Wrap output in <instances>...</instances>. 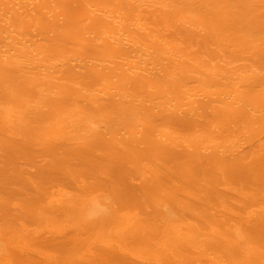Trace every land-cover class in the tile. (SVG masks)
<instances>
[{"label": "bare ground", "instance_id": "6f19581e", "mask_svg": "<svg viewBox=\"0 0 264 264\" xmlns=\"http://www.w3.org/2000/svg\"><path fill=\"white\" fill-rule=\"evenodd\" d=\"M253 1L0 0V264H264V78L165 34Z\"/></svg>", "mask_w": 264, "mask_h": 264}, {"label": "rangeland", "instance_id": "374dc122", "mask_svg": "<svg viewBox=\"0 0 264 264\" xmlns=\"http://www.w3.org/2000/svg\"><path fill=\"white\" fill-rule=\"evenodd\" d=\"M239 8L240 7H235L232 9V7H230V13H235ZM214 12V10L213 12L211 10H206L205 12L203 11L202 14L211 23L219 21L223 30L220 35L209 37L206 41L204 40L201 43L185 40L175 29L165 31V34L169 36L174 35L176 38L174 40L178 41L187 52H195L197 56L199 55L201 59L203 58L206 62L209 61L212 64L219 63V65L225 67H245L264 78V7L256 1H253L251 12L241 13L239 19H237V14L232 21H226L225 18H227V16L216 15ZM149 22L152 26L155 24V26L159 25V21L155 17L150 18ZM160 26L161 25L158 27H164ZM74 33L73 31V34ZM73 34L70 33L68 36L72 38ZM30 36L31 34L29 33L28 37ZM61 45L70 46L77 50L81 49L78 46L70 44V40L67 39L63 40ZM255 159L257 158L255 157ZM5 160L6 154L0 152V167ZM20 162L22 163L23 160ZM74 162H76V160ZM29 168L32 173H35V163L29 166ZM128 169L129 166H127L125 170L128 171ZM163 179L166 178L164 177L162 180ZM1 191L2 187L0 183V196Z\"/></svg>", "mask_w": 264, "mask_h": 264}]
</instances>
